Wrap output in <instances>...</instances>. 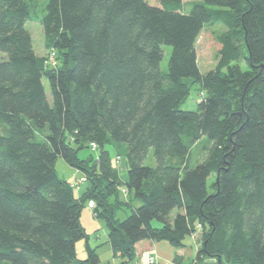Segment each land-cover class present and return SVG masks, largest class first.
Returning <instances> with one entry per match:
<instances>
[{
	"label": "trees",
	"instance_id": "trees-1",
	"mask_svg": "<svg viewBox=\"0 0 264 264\" xmlns=\"http://www.w3.org/2000/svg\"><path fill=\"white\" fill-rule=\"evenodd\" d=\"M36 1L0 0V264H99L80 221L88 202L116 264H140L141 241L188 236L197 262L264 264V0H47L41 57L25 28ZM207 25L224 30L201 73ZM194 86L196 110H182ZM57 158L87 176L80 197Z\"/></svg>",
	"mask_w": 264,
	"mask_h": 264
},
{
	"label": "rangeland",
	"instance_id": "rangeland-1",
	"mask_svg": "<svg viewBox=\"0 0 264 264\" xmlns=\"http://www.w3.org/2000/svg\"><path fill=\"white\" fill-rule=\"evenodd\" d=\"M47 0H37L36 5L33 11H31L32 19L27 21L25 24L26 30L31 35L32 38V45L34 53L37 56H46L47 51L45 48V38L43 35L42 28L38 22V17L42 16V13L44 11V6L46 4ZM151 4V3H150ZM153 4V3H152ZM224 29L217 25H207L201 32L200 36L197 39L196 42V51H197V62L198 67L201 73H205L211 69H213L216 65V54L220 48L219 44L216 41V36L220 34ZM164 55L161 62V70L166 71L167 70V63L168 59L171 53V48L169 46L163 47ZM242 69H246V64L242 63L240 65ZM43 85L45 88V92L47 96L50 97V90L48 82L43 79ZM201 95L198 92V88L194 86L186 98V100L183 102L181 109L182 110H196L197 103L200 101ZM124 151L126 150V147L123 146ZM200 144H197L193 148V156H192V162L195 163L202 159L204 156V152L201 151ZM110 156L112 158V161L115 163V174L117 177H119V182L121 183L126 178V168L127 165L124 161L123 156H121V160L116 162V155L118 154L117 151L114 148H109ZM88 151L83 150L79 153V157L83 158L85 155H87ZM144 165L154 167L155 161L153 157V151L152 149L149 150V152L146 155V158L143 162ZM55 169L58 174V176L62 179H65L70 184H72V187L75 189L74 194L77 197H80L83 193L85 187L88 186L87 184V176L85 174H82L80 171H77L76 169H73L69 167L65 161L61 158H57L55 162ZM212 181V177L209 179L208 183ZM118 191L121 193V198L126 200L127 192L122 190L121 187L118 188ZM134 206H139L138 202H134ZM95 204L93 202H88L81 214V224L84 227L86 233L89 235V244L91 247L100 246L97 249V254L101 260L99 264H116L118 261L117 258L112 257V251L108 245L105 244L106 238H107V230L105 223L102 220H98L94 213ZM129 213V210L127 209L125 213H120L118 215V218L120 220L124 219L126 215ZM175 211L172 213L174 215ZM188 241L187 248H190L189 242L191 240V237L188 236L185 238L184 241ZM193 241L195 242V239L193 238ZM189 245V246H188ZM76 253L77 257L79 259H85L87 257L86 251H85V241L81 240L76 244ZM145 264H148V260L145 262Z\"/></svg>",
	"mask_w": 264,
	"mask_h": 264
},
{
	"label": "crops",
	"instance_id": "crops-1",
	"mask_svg": "<svg viewBox=\"0 0 264 264\" xmlns=\"http://www.w3.org/2000/svg\"><path fill=\"white\" fill-rule=\"evenodd\" d=\"M187 243L188 241L186 240L184 241V247L177 248L166 241L146 240L136 245V251L140 264H145L151 256L155 258L157 264H219V261L215 258H204L197 262L198 244L193 241L192 237L189 242L191 249L187 248Z\"/></svg>",
	"mask_w": 264,
	"mask_h": 264
},
{
	"label": "built area",
	"instance_id": "built-area-1",
	"mask_svg": "<svg viewBox=\"0 0 264 264\" xmlns=\"http://www.w3.org/2000/svg\"><path fill=\"white\" fill-rule=\"evenodd\" d=\"M49 60H50V61H53V57H50ZM52 65H53V64H52ZM90 148H91V151H92V152L96 151V145H95L94 143H92V144L90 145ZM116 160L119 161L120 158L117 157ZM124 191H125V190H123V192H124ZM148 264H157V262H156L155 258L151 256V257L148 258Z\"/></svg>",
	"mask_w": 264,
	"mask_h": 264
}]
</instances>
